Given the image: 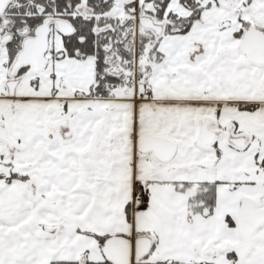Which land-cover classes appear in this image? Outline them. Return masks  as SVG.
Masks as SVG:
<instances>
[{
  "label": "snow or ice",
  "instance_id": "snow-or-ice-1",
  "mask_svg": "<svg viewBox=\"0 0 264 264\" xmlns=\"http://www.w3.org/2000/svg\"><path fill=\"white\" fill-rule=\"evenodd\" d=\"M0 264H264V0H0Z\"/></svg>",
  "mask_w": 264,
  "mask_h": 264
}]
</instances>
